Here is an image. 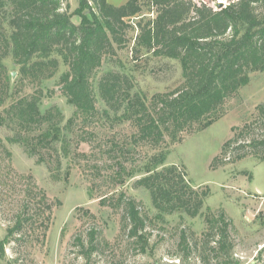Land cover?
<instances>
[{"label": "trees", "instance_id": "trees-1", "mask_svg": "<svg viewBox=\"0 0 264 264\" xmlns=\"http://www.w3.org/2000/svg\"><path fill=\"white\" fill-rule=\"evenodd\" d=\"M151 2L157 16L136 23V50L146 49L147 62H163L158 70L170 68L171 60L181 69L178 80L153 94L140 89L125 71L101 72L105 60L116 57L118 47L128 41L132 19L142 12L139 0L120 6L109 0H80L73 12L68 0H0V128L7 131L0 135V212H11L0 241L1 255L7 244L44 243L54 208L61 204L32 175L12 166L6 142L20 145L45 164L55 181L81 161L100 174L103 166L98 160H109L110 182L118 194L104 193L100 203L113 211L122 209L121 229L140 253L150 246L151 218L135 198L117 189L128 179L137 177L134 186L148 190L157 219L202 214L210 189L194 186L184 167L166 164V144L180 142L185 134L202 131L225 116L228 99L251 81L253 72L264 71V0H228L219 8L194 0ZM75 14L81 17L79 23L73 20ZM9 58L18 66L15 79L6 63ZM62 64L67 70L57 85L74 107L67 120L56 105L42 108L43 84ZM153 73L157 75L156 69ZM94 123L98 126L89 129ZM124 125L130 131L119 134L116 128ZM99 129L107 134L98 135ZM232 132L214 157L213 169L248 156L264 161V101ZM84 142L94 144V153L79 150ZM137 153L142 155L138 160ZM4 185L16 191L14 202L3 198ZM206 222L205 240L192 246L183 232L181 250L188 256L200 249L204 264L213 258L240 264L228 215L209 210ZM73 239L86 264L110 247L93 227Z\"/></svg>", "mask_w": 264, "mask_h": 264}, {"label": "rangeland", "instance_id": "rangeland-1", "mask_svg": "<svg viewBox=\"0 0 264 264\" xmlns=\"http://www.w3.org/2000/svg\"><path fill=\"white\" fill-rule=\"evenodd\" d=\"M70 11H75L80 0H68ZM128 0H109L115 6L123 5ZM142 5L141 15L132 19V27L128 31L125 45L118 47V54L114 58H107L105 68L119 69L133 75L140 89L150 94L165 91L178 80L181 69L179 64L171 60V67L167 70H158L163 63L157 58L145 61L143 56L148 52L142 49L137 52V36L139 34L136 23L146 21L157 16L156 8L151 0H139ZM207 2L219 8L228 3V0H194ZM73 20L79 23L80 15L75 14ZM9 70L18 75V66L11 60L6 61ZM135 64L139 68L135 69ZM156 69L157 75L153 70ZM67 70L63 64L57 74L46 80L43 84L44 98L42 108L58 106L65 115L66 120L73 115L74 107L69 104L59 90L57 81L60 75ZM100 72V73H101ZM264 101V71L253 72L251 81L228 99L225 116L215 121L206 129L188 133L183 140L176 143H167L169 155L166 164H177L184 167L188 179L196 187L210 189L201 215L189 218L176 213L155 218L156 210L152 205L150 194L143 187H135L137 177L128 179L118 190H123L128 196L138 201L141 209L147 211L151 221L147 230L150 236V246L146 253H140L132 245L127 232L121 229L120 214L122 209L112 210L104 208L100 203V195L115 192L110 182L111 168L107 161L98 160L103 169L98 174L95 168L87 161H81L72 167L69 175L64 174L61 180L55 181L50 176L48 167L38 163L33 157L24 152L22 147L15 143H7L12 152V166L20 173L32 175L36 182L43 187L48 196L60 201L53 211L52 222L47 231L44 243L33 245L23 243L19 245L7 244L4 254H0V264H86L76 248L73 238L77 232H85L87 228L99 230L103 242L110 244L109 248L93 258L92 264H204L200 258L199 250H192L187 256L181 250L182 233L185 232L188 243L195 246L205 240L207 229L206 215L209 210H223L231 221V235L235 244L234 256L240 264H264V161H258L248 156L234 164H225L216 169L211 167L213 159L220 153L223 143L232 135L233 126H241L252 117L256 106ZM101 104V103H100ZM93 126H98L94 123ZM100 128V127H98ZM95 129V128H94ZM119 134L130 131L127 125L116 128ZM98 135L107 134L106 129L96 131ZM6 129L0 128V135L5 136ZM93 143L84 142L80 151L91 153ZM94 153V152H93ZM136 154V160L141 158ZM97 162V161H92ZM139 177V176H138ZM93 194H90V191ZM3 198L14 202L16 191L11 187L3 188ZM92 214L95 216L92 217ZM10 211L0 212V241L7 233ZM200 246V245H199ZM114 251H112V248ZM1 252V250H0ZM182 256L185 261L178 258ZM209 264H224L220 259L213 258Z\"/></svg>", "mask_w": 264, "mask_h": 264}, {"label": "water", "instance_id": "water-1", "mask_svg": "<svg viewBox=\"0 0 264 264\" xmlns=\"http://www.w3.org/2000/svg\"><path fill=\"white\" fill-rule=\"evenodd\" d=\"M15 73H16V72L13 73V76H15Z\"/></svg>", "mask_w": 264, "mask_h": 264}]
</instances>
